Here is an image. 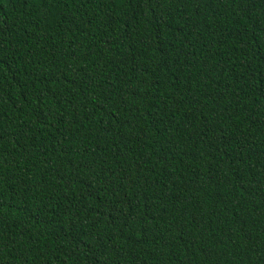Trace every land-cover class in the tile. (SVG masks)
<instances>
[{
  "label": "trees",
  "instance_id": "obj_1",
  "mask_svg": "<svg viewBox=\"0 0 264 264\" xmlns=\"http://www.w3.org/2000/svg\"><path fill=\"white\" fill-rule=\"evenodd\" d=\"M0 264H264V0H0Z\"/></svg>",
  "mask_w": 264,
  "mask_h": 264
}]
</instances>
